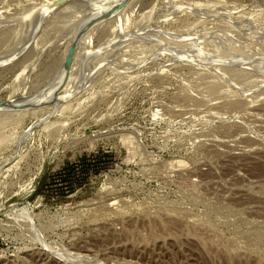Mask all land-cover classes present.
Wrapping results in <instances>:
<instances>
[{"label": "rangeland", "instance_id": "rangeland-1", "mask_svg": "<svg viewBox=\"0 0 264 264\" xmlns=\"http://www.w3.org/2000/svg\"><path fill=\"white\" fill-rule=\"evenodd\" d=\"M0 264H264V0H0Z\"/></svg>", "mask_w": 264, "mask_h": 264}, {"label": "bare ground", "instance_id": "bare-ground-1", "mask_svg": "<svg viewBox=\"0 0 264 264\" xmlns=\"http://www.w3.org/2000/svg\"><path fill=\"white\" fill-rule=\"evenodd\" d=\"M99 1H101V0H99ZM111 1V0H110ZM119 1V0H118ZM104 2V1H103ZM106 2V1H105ZM116 2V1H115ZM100 3V2H99ZM102 3V2H101Z\"/></svg>", "mask_w": 264, "mask_h": 264}, {"label": "trees", "instance_id": "trees-1", "mask_svg": "<svg viewBox=\"0 0 264 264\" xmlns=\"http://www.w3.org/2000/svg\"><path fill=\"white\" fill-rule=\"evenodd\" d=\"M96 157V156H95ZM94 165H97V164H94Z\"/></svg>", "mask_w": 264, "mask_h": 264}]
</instances>
